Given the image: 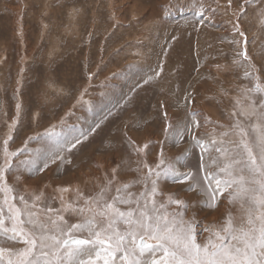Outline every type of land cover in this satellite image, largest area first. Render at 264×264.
<instances>
[{"label":"rangeland","instance_id":"rangeland-1","mask_svg":"<svg viewBox=\"0 0 264 264\" xmlns=\"http://www.w3.org/2000/svg\"><path fill=\"white\" fill-rule=\"evenodd\" d=\"M262 10L264 0H0V165L3 141L14 121L10 151L36 133L43 137L29 143L32 152L13 158V168L5 175L13 190L7 194L9 201L23 209L22 196L32 211L56 210L62 208L63 196V203L80 207L84 201L77 199L78 193L94 196L107 180L112 184L106 199L125 184L129 187L123 194L132 193L135 199L145 190L144 162L155 166L161 152L179 171H198L200 149L191 147L187 137L176 143L174 132L166 137L164 131L166 124L190 121V110L199 114L196 132L206 143L218 140L237 120L255 143L253 126L264 127V91L256 87L264 89ZM242 51L253 68L237 55ZM46 130L53 135L44 136ZM76 136L87 138L65 152L70 163L57 161L35 174L15 163ZM133 148L144 151L138 154ZM186 149L192 155L185 161L180 154ZM217 155L209 147L205 162L211 165ZM187 183L161 178L155 199L163 204L175 194L189 205L182 210L168 204L166 209L193 221L197 243L209 237L207 232L201 241L205 230L198 215L215 212L221 198L231 210L223 213L222 226L229 214L237 225L241 217L246 220L247 204L242 209L240 201L219 195L215 208L204 207L201 201L208 200L207 194L185 191ZM4 196L0 193V203ZM36 197L40 199L32 207ZM60 214L69 225L82 219L71 212ZM5 227H11L7 219ZM23 246L22 241L0 237L5 249ZM9 258L6 252L2 264Z\"/></svg>","mask_w":264,"mask_h":264},{"label":"snow or ice","instance_id":"snow-or-ice-1","mask_svg":"<svg viewBox=\"0 0 264 264\" xmlns=\"http://www.w3.org/2000/svg\"><path fill=\"white\" fill-rule=\"evenodd\" d=\"M250 2L245 0V4ZM243 12L241 7L240 13ZM240 35L244 36V33ZM237 55L249 61L250 68L254 67L246 51ZM256 87L258 91H264L259 85ZM20 108L21 105L17 104L18 114ZM188 115L190 121L186 119L176 127L166 124L164 131L166 137L174 132L176 143L187 137L191 147L200 149L198 171L190 168L179 171L174 161L165 162L161 152L155 166L144 162L147 173L142 176L141 182L145 184V190L135 199L132 193L123 194L128 184L118 187L111 200L106 199L112 184V180H107L106 186L94 196L84 198L78 193L77 199L84 201L80 207L75 202L63 203L64 197L61 196V209L49 207L38 211H32L22 196L23 209L11 203L7 196L13 190L6 184L5 175L13 168V158L32 152L29 143L43 138L36 133L29 136L21 148L10 151L11 130L16 127L14 121L10 134L3 141L4 164L0 165V193L5 194L0 203V237L22 241L24 246L17 251L0 247V264L6 252L10 257L7 264H98L100 260L103 264H264V127L253 126V131L257 133L253 143L249 132L237 120L231 128L219 133L218 140L213 139L209 144L196 132L200 126L199 114L190 110ZM43 135L50 137L53 133L46 130ZM233 136L235 139H228ZM86 138L72 137L54 149H45L15 163L29 174L43 172L57 161L70 163L65 152L70 153ZM129 145L132 146L131 141ZM209 147L218 154L211 157V165L205 162ZM133 151L139 154L144 148H133ZM191 155L189 149L180 154L185 161ZM41 164L43 167H40ZM212 166L214 171L209 170ZM115 172L116 169L113 170ZM161 178L180 183L187 181L185 191L205 192L208 200L201 201L204 207L215 208L219 195H226L230 202L240 201L242 209L247 204L244 209L246 220L241 217L237 225L236 218L229 214L218 230H214V226L205 229L209 232L205 243H197L193 221H184L182 212L166 210L168 204H176L182 210L189 205L176 199L175 194H169L163 204H158L155 199L159 195L158 182ZM61 191L66 192L67 189ZM39 199H34L32 207ZM120 205L128 207L125 210ZM61 212L77 214L82 217L81 222L69 225ZM5 219L11 222L10 228L5 227ZM85 233L87 238H82ZM149 256L151 261L147 259Z\"/></svg>","mask_w":264,"mask_h":264},{"label":"bare ground","instance_id":"bare-ground-1","mask_svg":"<svg viewBox=\"0 0 264 264\" xmlns=\"http://www.w3.org/2000/svg\"><path fill=\"white\" fill-rule=\"evenodd\" d=\"M161 1V0H160ZM165 1V0H164ZM164 5V4H163ZM158 6V5H157ZM161 6V5H160ZM150 9V8H149ZM157 9V8H156ZM157 11H158V9H157ZM201 11V10H200ZM113 12V11H112ZM145 12V11H144ZM152 12V11H151ZM231 13V12H230ZM110 14H111V12H110ZM236 14V13H235ZM93 15H95V14H93ZM113 16V15H112ZM135 16H137V15H135ZM111 17V16H110ZM146 18H147V16H146ZM116 18L114 17V20H115ZM135 19V18H134ZM140 19V18H139ZM131 20V19H130ZM121 22V21H120ZM216 23V22H215ZM138 24V23H137ZM218 24V23H217ZM219 24H220V22H219ZM143 25V24H142ZM139 26V25H138ZM223 29L224 27H222V26H220V29ZM145 37V36H144ZM90 38V37H89ZM83 58V57H82ZM211 68V67H210ZM211 74V73H210ZM222 75V74H221ZM122 162V161H121ZM71 178V177H70ZM135 178V177H134ZM70 181V180H69ZM131 181V180H130ZM134 184V183H133ZM132 185V184H131ZM63 189H65V187H63ZM59 190H61V189H59ZM166 190V189H165ZM162 191V190H161ZM170 191V190H169ZM163 192V191H162ZM60 193V192H59ZM172 193V192H171ZM168 194V193H167ZM166 194V195H167ZM63 195V194H62ZM223 196V195H222ZM226 196V195H225ZM219 197V196H218ZM160 198V197H159ZM219 199V198H218ZM157 200V199H156ZM162 200V199H161ZM160 200V201H161ZM159 201V200H158ZM166 201V200H165ZM219 201V205H218V207H217V209L215 210V212H212V213H208V212H205L204 214H199L198 215V217H200V220L202 221L201 222V225L200 226H202V229H206V228H208V227H210V226H214V230H216L218 227L220 228L222 225H221V223H220V220H221V218L223 219V217L222 216H224L223 215V213H227L228 211L231 213V210H230V208H229V206H227V205H225V200H223L222 198H221V200L219 199L218 200ZM220 202H221V204H220ZM173 206H175V205H173ZM167 210V209H166ZM171 212V211H170ZM240 213V212H239ZM228 214V213H227ZM243 215V214H242ZM240 220V219H239ZM207 232L208 231H205L204 233V235H203V239L201 240L202 242H203V240L204 239H206V237H207ZM202 236V235H201ZM199 239H200V237H199ZM200 241V240H199Z\"/></svg>","mask_w":264,"mask_h":264}]
</instances>
